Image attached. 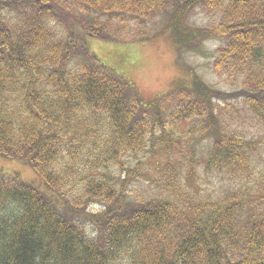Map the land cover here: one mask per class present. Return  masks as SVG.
Masks as SVG:
<instances>
[{
	"label": "trees",
	"instance_id": "obj_1",
	"mask_svg": "<svg viewBox=\"0 0 264 264\" xmlns=\"http://www.w3.org/2000/svg\"><path fill=\"white\" fill-rule=\"evenodd\" d=\"M199 11L207 24H186ZM164 15L178 49L221 40L213 70L230 91L194 75L146 100L91 50V37L147 39L142 29ZM131 22L137 31L117 37ZM229 99L264 131V0H0V155L56 190L0 174V264H264L263 193L196 202L187 184L196 187L202 165L233 180L254 172L264 146ZM200 140L210 141L204 153ZM127 156L157 159L158 179L185 202L120 203L100 172ZM78 187L76 203L59 202L57 192ZM86 202L102 210L86 213Z\"/></svg>",
	"mask_w": 264,
	"mask_h": 264
},
{
	"label": "rangeland",
	"instance_id": "obj_2",
	"mask_svg": "<svg viewBox=\"0 0 264 264\" xmlns=\"http://www.w3.org/2000/svg\"><path fill=\"white\" fill-rule=\"evenodd\" d=\"M78 14L86 16L85 13L79 12ZM170 21V18L164 15L149 22L147 27L145 25L142 29L147 32L148 38L138 42L131 40L130 42H116L91 37L89 44L91 50L96 53L102 63L129 80L146 100H153L159 96H163L176 90L181 85H190L194 75H198L209 86L215 89L230 91L231 89L213 70L216 49L221 45V40L206 39L195 47L178 49L171 37L172 28L169 24ZM207 22L208 19L199 11L190 16L186 24L200 28L205 26ZM136 28V25L131 22L129 28H125L122 33H116L117 37L134 33L137 31ZM220 103L224 105L228 102L221 101ZM229 103L232 107L230 109L232 113L240 115V118L245 122V129H251V132L248 130L247 136L258 137L257 141L259 142V139H261L259 144H261V147L264 146V131L258 126L255 129L254 122L246 119L245 105H242L241 100L229 99ZM209 144L210 141L208 140H200L199 147L201 153L206 151L204 146ZM177 157H180V155L177 153L172 154L173 159ZM143 158L142 156H127L123 158L121 163L111 165L108 168H101L103 172H100V174L108 175L114 184L117 185L119 194L121 195L120 203L130 202L134 204L140 200L145 201L156 198L160 194L166 196V198L169 197V199L171 197V200L176 199V203L179 204L185 202V199L177 193L172 191L170 193V190H167L163 186L164 182L162 178L158 179L160 172L158 170V160L145 161ZM263 158L264 148L259 147V153L254 157V172L252 176L248 179L240 180L230 179L224 173L215 171L206 172L204 165H202L198 169L199 176L196 180V187H193L189 182L187 183L194 190V201H218L228 198L234 192L245 196L248 194L249 196L254 195L255 199H258L262 193L264 195ZM77 164L84 177H86L87 182L91 174L86 172V168L83 167L79 160ZM0 174L10 179L19 178L20 181L33 184L49 195L54 192L56 193L54 189L45 188L44 181L35 169L24 161L7 159L0 155ZM80 177L82 178V176ZM186 177L188 178L189 175H186ZM79 179L77 178V180ZM184 180V177L180 179L182 182ZM84 184L85 180L78 184L80 189ZM78 189L79 187L74 191H66V195L64 196H61L57 192V195L60 197L59 202L64 201L65 196L70 200L74 192H81ZM70 202L76 203L71 200ZM82 207V209L86 210V213L97 214L102 210L103 206L97 202H86ZM260 207H263V205ZM86 226L90 231L93 229L94 232L96 225L90 221H86Z\"/></svg>",
	"mask_w": 264,
	"mask_h": 264
}]
</instances>
